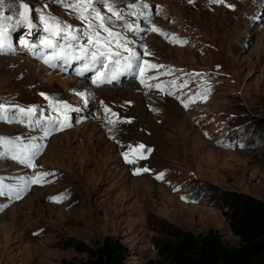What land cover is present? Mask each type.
Instances as JSON below:
<instances>
[{
  "label": "rangeland",
  "instance_id": "obj_1",
  "mask_svg": "<svg viewBox=\"0 0 264 264\" xmlns=\"http://www.w3.org/2000/svg\"><path fill=\"white\" fill-rule=\"evenodd\" d=\"M109 2L122 19L91 0L111 17L105 26L142 54L143 79L153 87L142 85L141 76L96 87L44 63L52 58L61 65L58 54L88 46L82 36L88 25L75 7L85 0L0 4L11 17L0 50V264L87 261L106 236L127 247L124 264H178L162 258L159 246L185 232L203 237L212 230L226 246L242 245L218 206L226 194L264 201V3ZM21 3L29 6L30 24L17 23ZM89 19L103 42L108 34ZM45 20L63 29L60 36L45 31ZM127 24L148 31L131 32ZM69 33L81 38L66 40ZM46 38L54 48L44 47ZM144 62L158 67L148 69ZM78 81L91 96L77 94ZM20 108L37 111L29 116ZM65 115L63 128L51 123ZM32 143L42 145L32 159L35 167L22 162ZM141 145L143 159L135 153ZM124 152L136 163H126ZM137 168L149 171L136 175ZM42 173L48 175L41 183L29 182ZM160 174L163 179H156Z\"/></svg>",
  "mask_w": 264,
  "mask_h": 264
},
{
  "label": "snow or ice",
  "instance_id": "obj_2",
  "mask_svg": "<svg viewBox=\"0 0 264 264\" xmlns=\"http://www.w3.org/2000/svg\"><path fill=\"white\" fill-rule=\"evenodd\" d=\"M59 2H63V0H59ZM189 3H193L194 0H188ZM3 3V0H0V4ZM99 3L101 5L107 6V11L112 13V16H114L117 20L123 18V14L121 12L115 11L109 0H99ZM210 3L212 4H225V0H210ZM229 8H232V5H226ZM20 7L23 9L19 13L20 20L17 22L30 24L29 21V6L25 3H21ZM75 7L77 9H80V19L84 20L85 23H87L88 27L82 31V36L87 38V44L88 46L85 47L83 45L80 46V55L69 57L66 53L58 54L57 58L62 59L65 63H68L69 59H76V60H83L85 61L83 70H78V75H84V72L86 71H92L95 69V75L92 77V84L94 85H101L106 82H111L112 80H116L119 76L125 75V74H132L136 75L139 73L141 75L140 83L144 85L145 87L151 88L152 85L145 84V80L143 79V73L145 72V68L141 67V60H142V54L138 53L133 47H129L128 45L133 43L131 41H127L123 39V36L120 33L113 32L112 29L105 26L104 21L111 19V17H105L101 15V12L98 11L96 8L93 7L91 0H85V4L82 6L81 4H76ZM84 7L87 9H91L90 12L84 11ZM131 14V13H130ZM93 17L95 20H98L99 27L103 30V32L107 33V38L103 39L100 37L98 32L92 31L93 24L91 23L89 17ZM137 16H143L145 20L149 19V15H146L144 13H137ZM43 19V17H40ZM260 19H264V15L260 17ZM6 20H11V17H5L3 15V12L0 11V50H3L6 46V40L8 38V32L9 27L5 23ZM45 31L50 32L52 37H58L60 36L63 29L54 30L50 27H48V21L45 20ZM124 27L131 32L135 31H148V29H139L134 27L132 24L124 25ZM153 32H159L161 35H164L163 32H161L158 28L153 27L150 29ZM81 36H78L73 33H69L67 36H65V39H70L73 41H79ZM173 42H175V38H173ZM115 43V48L111 47V45ZM183 43V42H182ZM44 47L46 48H54V42L51 38H46L43 40ZM143 47V46H142ZM145 55L150 54L147 53L146 49L143 53ZM107 61V63H106ZM44 63L49 64L51 63L50 59H45ZM148 69H155L158 66L155 64H147V62H144ZM109 64L112 66L113 70L111 72H101V68H107ZM96 65H100L101 68H97ZM55 67V64L52 65ZM154 78V77H153ZM155 87L160 88L161 85H156ZM81 97L85 95V93L80 92L77 93ZM47 98V97H46ZM185 107L188 105L185 104ZM65 109H67V105H63ZM19 111L21 113H25L24 108H20ZM37 110L35 108H28L27 112L25 114L31 116L33 115ZM109 109L105 108V112H108ZM51 119V118H50ZM68 120L67 115L64 116L63 121H60L58 119H51V123L55 124L58 128H63L66 126V121ZM130 122V121H128ZM109 124H114L115 121L108 120ZM52 129H48L44 132L45 137L48 135V132ZM42 145H39L37 143H32L29 145V149L24 157L22 158V162L27 163L29 167H35L34 164H32L33 157L39 152ZM143 145L139 146L137 149H135V153L139 159L144 158V152L142 151ZM129 151H132L129 149ZM14 159H21V157H13ZM123 158L126 163L128 164H135L136 159L130 158L129 152L123 153ZM149 171L148 168H137L135 169L134 174L139 175L142 172L147 173ZM48 175L47 173H42L40 175L35 176L31 181H29L32 184H39L41 183V180L44 176ZM156 179L160 180L163 179V175H157ZM2 194V193H0ZM19 193H17L18 195ZM56 202H60L63 199H66V197H54L53 198Z\"/></svg>",
  "mask_w": 264,
  "mask_h": 264
},
{
  "label": "trees",
  "instance_id": "obj_3",
  "mask_svg": "<svg viewBox=\"0 0 264 264\" xmlns=\"http://www.w3.org/2000/svg\"><path fill=\"white\" fill-rule=\"evenodd\" d=\"M231 228L241 238L240 247H228L216 231L196 236L180 235L177 242H163L159 255L178 264H264V201L248 194L228 193L218 203ZM232 210V211H231ZM127 247L117 238L106 236L87 261H64V264H124ZM147 264H164L151 260Z\"/></svg>",
  "mask_w": 264,
  "mask_h": 264
},
{
  "label": "bare ground",
  "instance_id": "obj_4",
  "mask_svg": "<svg viewBox=\"0 0 264 264\" xmlns=\"http://www.w3.org/2000/svg\"><path fill=\"white\" fill-rule=\"evenodd\" d=\"M248 1V4L251 5V4H258V3H264V0H247ZM240 2V1H239ZM208 5H211V6H218L220 4H212L210 2H208L207 6ZM75 86L77 87L78 90H81L83 93H85L84 97H89L91 96L92 94V91H89L87 89V85H84L83 83H81L80 81L76 82ZM106 91V90H105ZM106 93L108 94V96L112 97L114 95V92L112 91H106Z\"/></svg>",
  "mask_w": 264,
  "mask_h": 264
}]
</instances>
